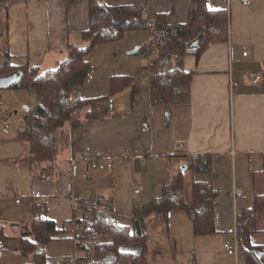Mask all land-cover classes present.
<instances>
[{
	"label": "crops",
	"instance_id": "obj_1",
	"mask_svg": "<svg viewBox=\"0 0 264 264\" xmlns=\"http://www.w3.org/2000/svg\"><path fill=\"white\" fill-rule=\"evenodd\" d=\"M4 1L0 0V43L4 35L7 43L4 48L0 44V65L8 61L50 70L66 57L70 44H83L79 33L88 28L87 0L74 4L70 0ZM104 3L141 6L149 22L165 13L167 24L173 25L187 20L191 0ZM207 8L227 10L228 41L209 46L198 58L184 57L182 67L193 74L184 104L153 105L151 57L139 51L126 55L136 46L147 47L149 31L126 32L122 40L96 47L88 57L93 69L73 97L85 100L107 95L113 76H133L134 84L111 97L107 117L71 120L57 130L56 160L48 178L39 180L29 171V144L19 138L24 118L34 114L37 106L34 110L23 107L21 116L17 109L10 112L4 122L17 117L18 126L0 135V227L4 230L0 264L33 263L22 252L20 241L31 235L34 199L46 201L44 216L63 229L73 219L76 198L103 195L111 198L118 224L132 228V209L158 198L179 167L201 155L211 157V172L188 173L186 182L187 186L192 180L209 182L216 191V233L195 236L187 214L174 210L166 229L149 224L147 264H246L240 254L225 253L223 241L236 231V216L249 209L256 196L264 195V0H250L248 6L240 0H207ZM172 66L170 59L159 68ZM256 76L260 80L253 84ZM145 121L152 126L150 132H142ZM147 153L153 157L144 159ZM93 158L123 161L100 172L88 167ZM137 186L142 191L134 194ZM233 190L242 196L233 200ZM256 223L258 232L250 235V241L264 246V210ZM77 252L69 240L45 248L49 264H77Z\"/></svg>",
	"mask_w": 264,
	"mask_h": 264
},
{
	"label": "trees",
	"instance_id": "obj_2",
	"mask_svg": "<svg viewBox=\"0 0 264 264\" xmlns=\"http://www.w3.org/2000/svg\"><path fill=\"white\" fill-rule=\"evenodd\" d=\"M81 1L70 0L73 4ZM87 1L88 28L79 33L83 44H70L66 57L55 68L42 72L28 64L19 67L7 61L0 65V79L18 77L6 89L34 91L37 107L34 114L24 118L25 126L19 138L29 144L28 169L39 180L53 173L57 130L71 120L92 121L107 117L105 110L111 97L134 84L133 76H113L109 79L107 95L85 100L73 97L76 88L85 86L93 69L88 57L99 44L120 41L126 32L149 31L148 47L142 46L139 50L151 57L149 97L155 106H171L184 104L189 98L193 74L182 67L184 57L192 54L198 58L209 46L228 41L227 10H209L207 0H191L187 20L173 25L167 24L165 13L147 21L141 6L109 7L104 0ZM196 41L198 44L192 47ZM148 49L152 51L151 56L147 54ZM170 59L173 66L161 70L159 65ZM186 168V171L179 170L162 187L158 198L132 209L129 218L132 228L118 224L111 198L103 195L76 198L73 219L63 229L56 228L47 217L33 214L31 235L20 241L22 252L33 258L32 264H49L46 246L69 240L76 251L84 253V257L77 259V264H147L149 224L161 222L166 229L168 215L174 210L187 214L195 236L215 234L213 203L217 198L216 191L209 182L192 180L191 186L186 182L188 173H210L211 157H191ZM263 210L264 195H260L253 199L249 209L236 216L239 252L246 264H264V246H254L249 238L258 232L256 222ZM3 236L4 230L0 227V238ZM191 264H195L194 261Z\"/></svg>",
	"mask_w": 264,
	"mask_h": 264
},
{
	"label": "built area",
	"instance_id": "obj_3",
	"mask_svg": "<svg viewBox=\"0 0 264 264\" xmlns=\"http://www.w3.org/2000/svg\"><path fill=\"white\" fill-rule=\"evenodd\" d=\"M240 3L242 6H248L250 4V0H240ZM146 17V15H145ZM150 31H152V29H150ZM149 45V44H148ZM147 45V47H148ZM147 54L148 55H152V51L150 49L147 50ZM247 52L243 53V56H246ZM260 80L259 76H256L253 79V84H257V82ZM2 106H3V102L0 100V111L2 110ZM142 126V132H150L152 129V126L150 124L149 121H145L143 122ZM153 155L147 153L145 158H152ZM144 159L141 162V166H144ZM123 160L120 159H116L115 161H109V160H105L103 158H93L89 161L88 167L91 170H97V171H108L110 169L113 168L115 162L116 163H121ZM142 191V187L137 186L134 189V194H139ZM232 198L233 200H236L238 198H240L242 195L238 190H233L231 192ZM17 202H19L18 200H16ZM45 205H46V201L43 199H34L33 202V207L35 209V215L38 216H44V212H45ZM74 228V227H73ZM223 249L225 251V253H227L230 256H235L238 257L240 252H239V246H238V238L236 237V231L232 233V235L226 237V239L223 241Z\"/></svg>",
	"mask_w": 264,
	"mask_h": 264
},
{
	"label": "rangeland",
	"instance_id": "obj_4",
	"mask_svg": "<svg viewBox=\"0 0 264 264\" xmlns=\"http://www.w3.org/2000/svg\"><path fill=\"white\" fill-rule=\"evenodd\" d=\"M6 43H7V38H6V35H4V38L1 39L0 44H2V46L4 45L3 46L4 48L6 46ZM42 72H45V71H42ZM0 100L3 102V106H2L3 112H0V135H4L5 133L8 132V130L13 132L14 127L18 126L17 117H14L13 119H11L10 122L7 124L4 122L5 119L9 118L8 116L10 112L13 113L15 111L14 109H17L19 110V115L21 116V114L24 111L23 107L31 106V109L34 110L35 107L37 106V100H36L34 93L29 92V91L27 92L21 89H17V90L16 89H0ZM5 129L7 130V132ZM7 135H10V133H8ZM178 162L179 160L176 161V164ZM179 168L177 169V171L179 170ZM156 225L162 226V223L155 222V223H152L151 226L156 227ZM77 256L84 257V253L78 250Z\"/></svg>",
	"mask_w": 264,
	"mask_h": 264
},
{
	"label": "water",
	"instance_id": "obj_5",
	"mask_svg": "<svg viewBox=\"0 0 264 264\" xmlns=\"http://www.w3.org/2000/svg\"><path fill=\"white\" fill-rule=\"evenodd\" d=\"M198 44V42H193L191 44V46H196ZM141 49V46H136L130 50H128L126 52V55H133V54H136L139 50ZM18 80V77L16 75H13L12 77H8V78H4V79H0V88L2 89H6L8 87H11L13 85V83H15L16 81ZM181 171H186L187 168L186 166H181L180 167Z\"/></svg>",
	"mask_w": 264,
	"mask_h": 264
}]
</instances>
